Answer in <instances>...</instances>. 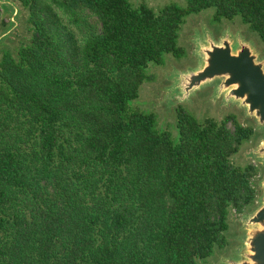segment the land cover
Wrapping results in <instances>:
<instances>
[{
	"label": "trees",
	"instance_id": "trees-1",
	"mask_svg": "<svg viewBox=\"0 0 264 264\" xmlns=\"http://www.w3.org/2000/svg\"><path fill=\"white\" fill-rule=\"evenodd\" d=\"M17 1L29 36L0 40V264H198L222 248L228 213L257 195L255 165L231 161L253 128L179 107L174 140L129 102L149 63L183 54L187 15L239 16L264 41V0Z\"/></svg>",
	"mask_w": 264,
	"mask_h": 264
},
{
	"label": "rangeland",
	"instance_id": "rangeland-1",
	"mask_svg": "<svg viewBox=\"0 0 264 264\" xmlns=\"http://www.w3.org/2000/svg\"><path fill=\"white\" fill-rule=\"evenodd\" d=\"M5 11L1 14L3 24L0 26V40L3 48L14 50L21 39L29 36L27 28V11L17 0H3ZM133 6L145 3L154 11H158L164 5L175 3L181 6L186 0H129ZM8 2L17 8L15 21H7L11 10ZM6 5V6H5ZM1 13V11H0ZM213 8L192 13L185 17L178 31V45L183 48V54L179 57L171 53L164 54L163 63H149L146 69L148 78L142 82L138 90V96L129 102L132 109L144 112H153L156 115L157 126L167 129L171 137L177 140L178 131L176 127V110L180 107L194 115L199 121L206 118L221 120L229 115L242 125L253 128L251 138L244 141L238 152L231 157V161L240 166L252 163L257 168V174L252 178L257 195L250 209L242 213L234 210L228 213V228L224 231L225 243L222 248H214L212 253L198 260V264H225L227 260L239 259L244 252V240L246 239V228L244 221L253 213L261 203L264 193V156L259 153L261 142L264 139V127L258 125L255 116L248 115L244 106L238 101L225 97L224 92L218 90L219 79L207 82L194 89L185 96L182 86L185 82V72L194 70L202 64L201 55L211 44H221L227 40L233 51L240 46H247L255 56L256 62L264 68V41L256 32L244 24L239 16L231 20H214ZM89 23L99 27L94 17L88 18ZM72 29H76L71 26ZM204 55V54H203ZM225 97V98H224ZM229 129H233L231 122L227 123Z\"/></svg>",
	"mask_w": 264,
	"mask_h": 264
},
{
	"label": "water",
	"instance_id": "water-1",
	"mask_svg": "<svg viewBox=\"0 0 264 264\" xmlns=\"http://www.w3.org/2000/svg\"><path fill=\"white\" fill-rule=\"evenodd\" d=\"M5 3L0 0L1 14ZM8 4L16 15L17 8L13 3ZM203 54L200 67L183 75L185 82L181 92L187 96L199 86L219 79L218 90L224 92L230 87L225 97L238 101L247 114L255 116L258 125L264 127V68L256 62L250 49L243 45L233 51L229 42L223 40L221 44H211ZM259 153L264 156V139ZM244 225L247 232L243 255L225 264H264V193L260 205L246 218Z\"/></svg>",
	"mask_w": 264,
	"mask_h": 264
},
{
	"label": "flooded vegetation",
	"instance_id": "flooded-vegetation-1",
	"mask_svg": "<svg viewBox=\"0 0 264 264\" xmlns=\"http://www.w3.org/2000/svg\"><path fill=\"white\" fill-rule=\"evenodd\" d=\"M15 14H13V12L10 10L9 11V16L7 18V21H15Z\"/></svg>",
	"mask_w": 264,
	"mask_h": 264
},
{
	"label": "built area",
	"instance_id": "built-area-1",
	"mask_svg": "<svg viewBox=\"0 0 264 264\" xmlns=\"http://www.w3.org/2000/svg\"><path fill=\"white\" fill-rule=\"evenodd\" d=\"M13 14H15V13H13ZM12 22V21H11ZM14 22V21H13Z\"/></svg>",
	"mask_w": 264,
	"mask_h": 264
}]
</instances>
